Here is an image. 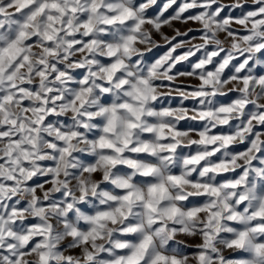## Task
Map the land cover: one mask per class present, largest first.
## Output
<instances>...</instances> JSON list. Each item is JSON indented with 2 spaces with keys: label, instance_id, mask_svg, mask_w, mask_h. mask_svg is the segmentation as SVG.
Segmentation results:
<instances>
[{
  "label": "snow or ice",
  "instance_id": "6c2138e0",
  "mask_svg": "<svg viewBox=\"0 0 264 264\" xmlns=\"http://www.w3.org/2000/svg\"><path fill=\"white\" fill-rule=\"evenodd\" d=\"M0 264H264V0H0Z\"/></svg>",
  "mask_w": 264,
  "mask_h": 264
},
{
  "label": "rangeland",
  "instance_id": "374dc122",
  "mask_svg": "<svg viewBox=\"0 0 264 264\" xmlns=\"http://www.w3.org/2000/svg\"><path fill=\"white\" fill-rule=\"evenodd\" d=\"M166 0H158V6H162L163 3H165ZM180 2V0H178V3ZM173 8H175V5L173 6ZM157 9L154 8L152 11L155 12ZM170 12L172 11L171 9L169 10ZM173 27L172 28H169L168 26H165L162 31L169 37L173 36L175 34V32L177 30L179 31H182V32H187L188 35L186 37H184V39H187V40H192L193 36H199L200 35V29H201V26L196 23V22H192V21H189L188 23L186 24H182L181 22L179 21H174L173 22ZM189 29H191L192 31H189ZM156 40L158 41V43H160L162 45L161 48L159 49H156L154 50V53L156 55H160L163 53V51L165 50V48L167 47L166 45H164V41L163 39L159 36V34L156 35ZM193 43H197L199 42L198 40H192ZM187 83L189 84H194L196 83V81L194 80H188L186 81ZM198 241H195V240H189L188 243L189 244H195L197 243ZM226 255L228 256H233V255H239V253H232V252H227Z\"/></svg>",
  "mask_w": 264,
  "mask_h": 264
}]
</instances>
